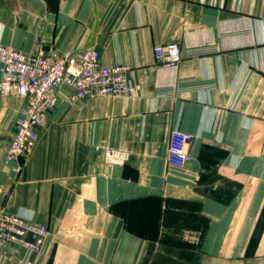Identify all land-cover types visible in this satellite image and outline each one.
Returning <instances> with one entry per match:
<instances>
[{
    "label": "crops",
    "instance_id": "crops-1",
    "mask_svg": "<svg viewBox=\"0 0 264 264\" xmlns=\"http://www.w3.org/2000/svg\"><path fill=\"white\" fill-rule=\"evenodd\" d=\"M171 42L177 67L154 55ZM0 43L94 48L104 65H130L136 88L75 103L63 88L19 177L6 151L25 100L0 90V208L49 230L33 264H264V0H0ZM174 130L192 135L184 170L167 161ZM109 148L125 163H108ZM185 203L200 222L179 229L199 232L212 259H147ZM257 225L260 259H242Z\"/></svg>",
    "mask_w": 264,
    "mask_h": 264
},
{
    "label": "built area",
    "instance_id": "built-area-1",
    "mask_svg": "<svg viewBox=\"0 0 264 264\" xmlns=\"http://www.w3.org/2000/svg\"><path fill=\"white\" fill-rule=\"evenodd\" d=\"M202 48L188 49L191 58L206 54ZM154 55L161 65L177 67L183 59L178 42L154 48ZM0 90L4 97L19 96L25 100L20 111L12 142L6 151L7 162L17 175L23 171L24 162L34 152L39 133L60 103L63 88L67 101H89L102 97L126 98L136 94L132 83L130 65L119 63L104 65L100 52L89 48L77 53L61 55L56 51L46 54H27L0 43ZM192 135L174 130L169 140L168 164L184 170L192 161L189 145ZM128 154L109 148L105 158L111 164L125 163ZM49 235L45 225L24 213L11 214L0 208V257L13 264H33L32 256L41 251Z\"/></svg>",
    "mask_w": 264,
    "mask_h": 264
},
{
    "label": "rangeland",
    "instance_id": "rangeland-1",
    "mask_svg": "<svg viewBox=\"0 0 264 264\" xmlns=\"http://www.w3.org/2000/svg\"><path fill=\"white\" fill-rule=\"evenodd\" d=\"M179 207L184 209V213L170 216L169 221L176 230L172 228L171 231L167 232L161 246H153L147 259H212L206 257L199 248V232L192 233L186 231L187 229L184 231L179 229L187 226L197 228L200 222V219L193 214V209L188 203L179 204ZM260 228L256 233L254 243L248 248L246 257L242 259H260L254 257L255 242L260 234Z\"/></svg>",
    "mask_w": 264,
    "mask_h": 264
},
{
    "label": "trees",
    "instance_id": "trees-1",
    "mask_svg": "<svg viewBox=\"0 0 264 264\" xmlns=\"http://www.w3.org/2000/svg\"><path fill=\"white\" fill-rule=\"evenodd\" d=\"M262 220L264 221V211H263V214H262L261 219H260V221H259V225H260V222H262ZM259 225H257V228H256V230H255V232H254V234H253V236H252V238H251V242H250V244H249V247L252 245V243H254V239H255L256 233H257V231H258V227H259ZM258 238H259V236H258ZM258 238H257V240H256V242H255V246H256V243H257V241H258ZM249 247H248V248H249Z\"/></svg>",
    "mask_w": 264,
    "mask_h": 264
}]
</instances>
